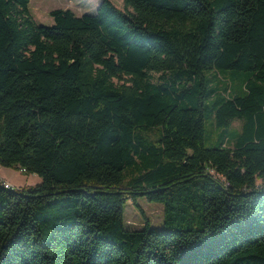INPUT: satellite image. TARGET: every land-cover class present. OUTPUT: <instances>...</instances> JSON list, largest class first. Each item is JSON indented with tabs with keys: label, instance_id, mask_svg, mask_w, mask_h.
Returning a JSON list of instances; mask_svg holds the SVG:
<instances>
[{
	"label": "trees",
	"instance_id": "1",
	"mask_svg": "<svg viewBox=\"0 0 264 264\" xmlns=\"http://www.w3.org/2000/svg\"><path fill=\"white\" fill-rule=\"evenodd\" d=\"M29 1L0 0V165L41 181L0 180V264H264V0ZM140 196L162 228L124 227Z\"/></svg>",
	"mask_w": 264,
	"mask_h": 264
},
{
	"label": "rangeland",
	"instance_id": "2",
	"mask_svg": "<svg viewBox=\"0 0 264 264\" xmlns=\"http://www.w3.org/2000/svg\"><path fill=\"white\" fill-rule=\"evenodd\" d=\"M99 2L100 0H30L28 7L31 16L37 23L51 25L53 18L50 16V11L53 9H69L75 15H81L83 13H93ZM111 2L117 8L123 9V0H111ZM206 73H209V71ZM216 73L218 78L215 80L218 81L219 86L220 84L230 85L233 83L232 87H235L239 84L238 79H231L229 71H217ZM151 75L153 81L160 80V73H151ZM240 126L241 121L234 120L228 129H239ZM219 134L220 130L213 126L211 120H206L204 144L206 146L215 145L219 139ZM0 177L3 178V181L16 188H28L41 181V178L37 174L22 172L15 166L0 165ZM162 218V203L148 201L141 196L136 199L135 203L129 199L124 203L123 219L124 227L127 229H141L145 222H148L151 227L160 229L163 227Z\"/></svg>",
	"mask_w": 264,
	"mask_h": 264
},
{
	"label": "built area",
	"instance_id": "3",
	"mask_svg": "<svg viewBox=\"0 0 264 264\" xmlns=\"http://www.w3.org/2000/svg\"><path fill=\"white\" fill-rule=\"evenodd\" d=\"M22 172H24V169H20ZM0 180L3 182V185L5 186V187H12V185H10V184H8L7 182H5V181H3V179H1L0 178ZM263 185H264V180H263Z\"/></svg>",
	"mask_w": 264,
	"mask_h": 264
},
{
	"label": "crops",
	"instance_id": "4",
	"mask_svg": "<svg viewBox=\"0 0 264 264\" xmlns=\"http://www.w3.org/2000/svg\"><path fill=\"white\" fill-rule=\"evenodd\" d=\"M1 178V177H0ZM1 179H3V178H1Z\"/></svg>",
	"mask_w": 264,
	"mask_h": 264
}]
</instances>
